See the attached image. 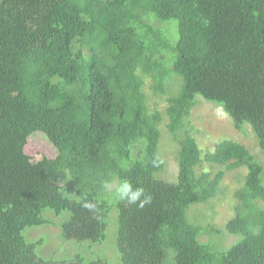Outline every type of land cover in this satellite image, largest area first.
Returning a JSON list of instances; mask_svg holds the SVG:
<instances>
[{"label": "trees", "instance_id": "trees-1", "mask_svg": "<svg viewBox=\"0 0 264 264\" xmlns=\"http://www.w3.org/2000/svg\"><path fill=\"white\" fill-rule=\"evenodd\" d=\"M148 79L167 95L177 183L157 177L165 114L149 103ZM200 99L221 106L238 130L248 123L264 151V0H0V264H264V166L232 140L203 157L189 123ZM36 132L54 158L27 153ZM204 161L220 167L198 170ZM244 167L226 226L242 239L218 253L187 211L225 195L226 172ZM121 178L151 204L140 209L102 190ZM84 196L99 202L100 219L81 207ZM66 212L61 224L51 216ZM45 225H59L63 243L80 249L40 255L49 234L25 231Z\"/></svg>", "mask_w": 264, "mask_h": 264}, {"label": "rangeland", "instance_id": "rangeland-1", "mask_svg": "<svg viewBox=\"0 0 264 264\" xmlns=\"http://www.w3.org/2000/svg\"><path fill=\"white\" fill-rule=\"evenodd\" d=\"M171 22L177 25L175 21ZM151 85L152 80L148 79L146 91L149 94V103L154 109H159L165 114V121L162 124L163 136L159 147V157L164 159L165 169L158 173L157 177L170 183H177L180 174L177 161L179 144L173 139L167 125L168 116L166 115V108L169 105L166 99L167 95L164 97L155 95L151 89ZM189 123L191 134L196 138L198 144L202 148L204 158L207 153L214 152L220 142L224 140H232L244 144L256 157L257 161L264 166V151L261 149L259 139L252 127L246 123L241 130H238L231 117L215 102L200 99L199 103L192 110ZM30 139L31 140L26 146V151L33 156V158L39 160L44 156L55 157V147L49 142V140H47V138L42 136L40 132L34 133ZM219 167L220 166L210 165L208 162L204 161L198 170L215 172ZM247 173L248 169L245 167L227 171L223 179V188L227 193L225 195L217 196L206 203L194 204L187 211L189 221L193 225L201 227L202 234L206 227L211 231L209 232L210 240L206 242L209 243L213 250L218 253L226 251L242 239L241 234H230L227 231L226 226L229 220L236 215L233 205L236 203L234 192L242 186L245 174ZM262 179L264 181V171ZM51 216L61 224V221L66 219L69 216V213L66 212L58 218L55 217L54 214ZM60 228L59 225H45L34 227L33 229H27L25 234L29 230L28 232H30V236L33 238H37L44 233L51 236V238L49 235L46 236L44 244L38 247L39 254L40 250L47 249L52 252L57 245H62V250L68 252L67 254L65 252V256H73V254L80 248L73 243H63L59 237V233L61 232ZM117 228L118 217L116 213L112 212L109 218L108 238L105 243L107 244L105 246L106 252L112 258L116 257V251L112 246V243L116 246ZM202 234L200 239L204 236V234ZM96 250L100 251L98 247Z\"/></svg>", "mask_w": 264, "mask_h": 264}, {"label": "clouds", "instance_id": "clouds-1", "mask_svg": "<svg viewBox=\"0 0 264 264\" xmlns=\"http://www.w3.org/2000/svg\"><path fill=\"white\" fill-rule=\"evenodd\" d=\"M101 188L117 202L135 205L140 209L152 202V195L146 193L143 187L135 186L128 178H121L118 183L111 179H105L101 184ZM79 202L81 207L93 213L96 219H100L98 201L90 200L87 196H84Z\"/></svg>", "mask_w": 264, "mask_h": 264}]
</instances>
